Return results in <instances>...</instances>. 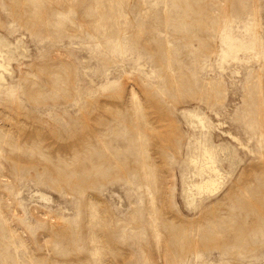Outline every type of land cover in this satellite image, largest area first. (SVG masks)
<instances>
[{"label":"rangeland","instance_id":"1","mask_svg":"<svg viewBox=\"0 0 264 264\" xmlns=\"http://www.w3.org/2000/svg\"><path fill=\"white\" fill-rule=\"evenodd\" d=\"M0 52V264H264V0H0Z\"/></svg>","mask_w":264,"mask_h":264},{"label":"bare ground","instance_id":"2","mask_svg":"<svg viewBox=\"0 0 264 264\" xmlns=\"http://www.w3.org/2000/svg\"><path fill=\"white\" fill-rule=\"evenodd\" d=\"M7 70L0 52V80H3V73ZM193 117L198 118L196 115ZM197 147V153L189 159V172L183 178L182 195L188 207H193L198 198L216 195L222 187L224 177L215 155L205 148L201 141L197 142ZM30 198L43 202L50 201L47 194L39 190L33 191Z\"/></svg>","mask_w":264,"mask_h":264}]
</instances>
